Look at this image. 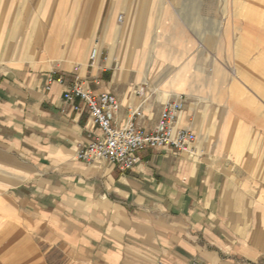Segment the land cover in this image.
Returning <instances> with one entry per match:
<instances>
[{"label":"crops","instance_id":"crops-1","mask_svg":"<svg viewBox=\"0 0 264 264\" xmlns=\"http://www.w3.org/2000/svg\"><path fill=\"white\" fill-rule=\"evenodd\" d=\"M74 81L144 133L183 96L192 152L77 160ZM157 261L264 264V0H0V264Z\"/></svg>","mask_w":264,"mask_h":264},{"label":"built area","instance_id":"built-area-1","mask_svg":"<svg viewBox=\"0 0 264 264\" xmlns=\"http://www.w3.org/2000/svg\"><path fill=\"white\" fill-rule=\"evenodd\" d=\"M121 17L118 18V21ZM94 64V54L90 56L89 66ZM66 102L78 100L74 105L76 112H86L101 131V136L80 148L75 158L86 164L104 161L121 169L134 166L137 153L146 148H171L175 153H188L193 150L197 141L196 134L188 128L174 126L178 114L183 109L185 98L180 95L172 96L163 106L160 119L151 133H144L137 128L132 120L123 126H117L113 121V111L117 100L111 93L95 94L87 89L82 82L74 81L63 92ZM136 113L131 112L133 117ZM132 119V118H130ZM155 264H165L157 261ZM191 264H202L192 262Z\"/></svg>","mask_w":264,"mask_h":264},{"label":"bare ground","instance_id":"bare-ground-1","mask_svg":"<svg viewBox=\"0 0 264 264\" xmlns=\"http://www.w3.org/2000/svg\"><path fill=\"white\" fill-rule=\"evenodd\" d=\"M56 33V32H55ZM57 43V42H56ZM201 139V138H200Z\"/></svg>","mask_w":264,"mask_h":264}]
</instances>
